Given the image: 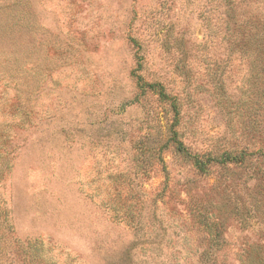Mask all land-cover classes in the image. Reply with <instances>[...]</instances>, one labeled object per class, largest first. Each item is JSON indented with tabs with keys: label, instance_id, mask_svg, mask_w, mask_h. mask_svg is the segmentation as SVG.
<instances>
[{
	"label": "rangeland",
	"instance_id": "rangeland-1",
	"mask_svg": "<svg viewBox=\"0 0 264 264\" xmlns=\"http://www.w3.org/2000/svg\"><path fill=\"white\" fill-rule=\"evenodd\" d=\"M239 2L241 18L264 17V0ZM20 3L29 27L6 52L27 59L0 70V233L12 245L11 262L37 263L25 248L44 264H247V254L264 257V220L243 211L225 216L223 243L212 247L216 260L200 258L212 249L189 215L191 198L182 200L190 172L178 157H164L174 194L152 201L163 189L158 155L173 115L133 75L178 97L180 136L190 149L258 147L243 133L249 60L222 2ZM14 102L20 105L9 114L6 104ZM248 175L240 169L221 181L232 206L253 210ZM219 178L190 182V196L203 200ZM133 202L146 212L137 227L132 215H114L109 206ZM154 204L157 215L147 212Z\"/></svg>",
	"mask_w": 264,
	"mask_h": 264
},
{
	"label": "trees",
	"instance_id": "trees-1",
	"mask_svg": "<svg viewBox=\"0 0 264 264\" xmlns=\"http://www.w3.org/2000/svg\"><path fill=\"white\" fill-rule=\"evenodd\" d=\"M222 5L226 7V17L228 20L229 28L233 29L232 35L236 33L235 39L238 40L237 45H241L247 54L249 65V79L247 80L248 86L246 89V101L243 123V133H246L249 139H256L258 146L255 151L249 148H223L221 150H212L207 153H201L190 149L185 146L181 140L179 131L180 122V102L176 95L168 93L166 88L158 82H145L139 75H133L136 85L142 93L149 92L156 96L161 104L168 108V112L172 113L173 121L167 124L165 131L162 134V143L159 148V164L161 166V173L164 175L163 189L161 194H156L157 198L152 201L164 202L168 193L174 194V188L170 185V172L168 166L164 161V157L171 154L178 157L184 168L190 172V178L182 182L185 189L188 202L189 215H195L198 224L208 235V240L205 241L210 246L221 247L222 235L220 229L223 227L224 222L227 220L226 215H246L250 213L263 219L264 207V17L254 19L250 16L241 18L244 13L239 11V0H220ZM23 7H28L19 2H6L5 0L0 3V70L7 73L14 67L21 66L23 60L27 58L17 57L13 53L6 52L8 46H14V36L20 32H24L29 27L27 22L22 23V18L28 15V11H24ZM241 20V21H240ZM20 103L6 104L10 110L9 114L15 113ZM242 169V173L248 172V178L253 181L251 190L248 189L246 195L253 207V210L247 207L237 208L232 206L231 195L227 194V189L224 187L221 177L223 173L234 174ZM189 174V173H188ZM216 174L219 176V182L215 185L207 187L205 198L198 200L190 196L189 187L190 182L195 183L197 180H206ZM192 175V177H191ZM248 187V184H247ZM212 193V194H211ZM214 196L217 200L211 198ZM139 202L131 204L111 203L109 206L113 209V213L121 211L122 215H132L130 218L134 222L132 226L137 227L140 224L139 218L146 213L144 208L139 206ZM154 211L151 214L157 215L156 205H152ZM117 210V211H115ZM250 212V213H249ZM209 215H213L212 221ZM259 215L261 217H259ZM219 229V230H218ZM0 233V264H14L11 261H16L14 255L9 253L12 245L6 240L7 237ZM27 259L35 264H44V261L38 256L36 250L25 248ZM219 251L212 249L208 251L204 249L200 258L207 262L210 258L218 256ZM25 258V257H24ZM214 260V259H213ZM247 264H264V257L257 254H247ZM216 263V262H214ZM213 263V264H214ZM62 264V263H59Z\"/></svg>",
	"mask_w": 264,
	"mask_h": 264
}]
</instances>
